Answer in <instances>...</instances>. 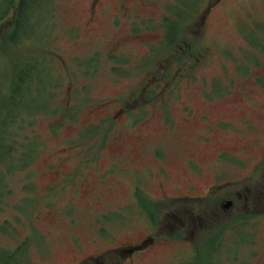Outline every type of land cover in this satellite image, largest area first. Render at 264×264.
<instances>
[{
  "label": "rangeland",
  "instance_id": "374dc122",
  "mask_svg": "<svg viewBox=\"0 0 264 264\" xmlns=\"http://www.w3.org/2000/svg\"><path fill=\"white\" fill-rule=\"evenodd\" d=\"M93 2L46 0L14 43L16 1L0 18V83L16 72L14 61L38 65V83L19 102L38 109L7 131L16 135L8 160L22 152L28 159L14 170L0 163L1 174L11 172L2 186L0 179V264H129V256L108 250L147 234L160 239L135 252L133 264H264V214L233 223L213 206L206 217L209 201L197 198L206 186L188 191L179 173L195 158L206 183L213 151L195 137L221 113L245 110L224 99L244 83L245 93L263 92L264 0H222L204 18L210 0H100L90 15ZM121 3L126 15L117 11ZM5 5L0 0V10ZM204 113L209 120L200 122ZM165 140L179 147L163 162L174 190L160 198L185 200L156 216L149 203L155 176L138 190L133 176L140 180L146 167L156 175L155 157L139 149ZM193 211L194 227L174 240L163 216L177 215L182 227Z\"/></svg>",
  "mask_w": 264,
  "mask_h": 264
},
{
  "label": "flooded vegetation",
  "instance_id": "af4514ba",
  "mask_svg": "<svg viewBox=\"0 0 264 264\" xmlns=\"http://www.w3.org/2000/svg\"><path fill=\"white\" fill-rule=\"evenodd\" d=\"M210 1L211 4L204 12L202 18H204L206 14L213 12L222 0ZM99 4L100 0H94L90 15L93 14L95 8L99 6ZM117 11L125 15L127 12L123 3L120 4ZM255 80L258 83L260 81L259 76H255ZM259 87L263 92H257L251 88L254 92L247 91V93H245V91L250 88L244 83L239 87L235 97L232 99L224 98L227 100L226 104H232L233 107L243 106L245 110L236 108L233 111L221 113L220 117L213 122L204 124V134L198 135V139L195 137L194 142L196 145H202V147L213 151L210 168L206 170V183L201 184L203 173H200V171H202V167L195 158H186L182 162L179 173L184 175L185 180L183 184L185 183L188 191H193L194 186H206L204 193L201 196H197L200 201H209L206 202L205 208L202 209L206 217L213 215H211L213 206L219 209L220 212L225 215L224 217L232 219L233 223L238 222L242 217L253 220L258 218L259 214H264V110H261L264 109V83ZM185 110L188 118L194 115L192 108L185 107ZM208 120L209 114L207 113L199 116L200 122H206ZM254 134H259L260 136H255ZM216 136L221 138V143L220 145L216 144V146H214L213 143L216 142ZM186 141L188 144H182L184 146L181 148L182 152H186L189 146L190 140ZM178 147L179 146H177L175 142L165 140L155 145H148L147 143L139 149L140 155L151 154L155 157L157 161V176L150 171L149 167H146L145 171L140 174V180L138 176H133L135 183H133L132 186H135L137 188L136 190H138V184L144 183L148 185V177L155 176L156 185L158 187L156 191L157 197L149 201V203L152 205V213L155 212L156 216L163 211L164 206L168 207L174 204V200L182 199L176 197L168 198L171 200V202H169L168 200L161 201L160 198L174 190V188H169L168 179L170 175L163 162L167 151H172ZM195 148L197 149V146H195ZM134 164L138 165V162L132 161L131 166H134ZM212 165L217 167V169H212ZM136 170L137 166H134L132 172ZM176 191L178 192V189ZM216 192H220L219 198L211 202L214 200L212 196H215ZM135 194L137 195V191ZM87 195H89V193ZM137 196H135L136 200H138ZM207 196L211 197L206 199ZM139 199H141V197H139ZM192 213L193 215H189L188 217V224L182 227H180L179 224H183V221H180L177 215L166 214L163 216L164 220L167 218L169 219L165 227L168 229V234L172 236L174 240H181L183 235L188 233L190 227H194V225L190 224H192V220L194 223L195 218L199 219V217L195 215L194 211ZM155 229L154 225V230ZM159 239V235L153 236L152 234H147L146 237L139 238L134 244L125 243L108 250V252L112 251L117 255L129 256L130 259L128 262L129 264H133L134 257L132 256L135 252L142 249L145 251ZM93 256L94 254H91L84 259H91Z\"/></svg>",
  "mask_w": 264,
  "mask_h": 264
},
{
  "label": "trees",
  "instance_id": "16d2710c",
  "mask_svg": "<svg viewBox=\"0 0 264 264\" xmlns=\"http://www.w3.org/2000/svg\"><path fill=\"white\" fill-rule=\"evenodd\" d=\"M6 5L4 10H0V18H4V15L16 1V5L12 10L13 21L12 30L8 35V41L14 43L18 37L27 32L26 28L38 18L30 22V17L34 13H39V8L42 4H45L46 0H5ZM6 17V16H5ZM4 18L2 20H5ZM1 24V23H0ZM8 51V49H7ZM32 63V66L29 64ZM19 66V69L17 68ZM38 65L30 58V60H24L23 62L14 61L12 74L8 75V81L0 83V158L9 170H14L13 163L16 161L21 165L28 159V152H22L19 154L17 160H8L10 157V151L16 149V135L13 132H7L13 125V122L18 121L21 113H31L38 109L37 105L21 104L19 103L26 95L30 93L33 85L38 83L37 74H33V67L36 69ZM18 69V70H17ZM36 101V99H34ZM40 109V107H39ZM10 164V165H9ZM11 173H0V179L2 183L4 181V175Z\"/></svg>",
  "mask_w": 264,
  "mask_h": 264
}]
</instances>
